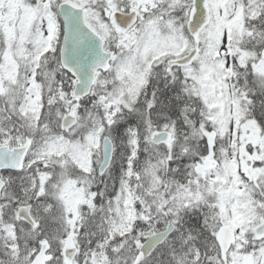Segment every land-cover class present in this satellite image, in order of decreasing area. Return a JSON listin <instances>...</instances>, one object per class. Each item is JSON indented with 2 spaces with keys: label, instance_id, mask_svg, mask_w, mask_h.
<instances>
[{
  "label": "snow or ice",
  "instance_id": "1",
  "mask_svg": "<svg viewBox=\"0 0 264 264\" xmlns=\"http://www.w3.org/2000/svg\"><path fill=\"white\" fill-rule=\"evenodd\" d=\"M0 264H264V0H0Z\"/></svg>",
  "mask_w": 264,
  "mask_h": 264
}]
</instances>
